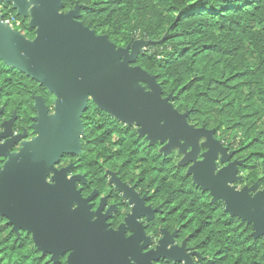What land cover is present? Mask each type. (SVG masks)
<instances>
[{
    "label": "water",
    "instance_id": "95a60500",
    "mask_svg": "<svg viewBox=\"0 0 264 264\" xmlns=\"http://www.w3.org/2000/svg\"><path fill=\"white\" fill-rule=\"evenodd\" d=\"M28 16L34 29L29 39L1 21L0 61L29 75L55 96L53 112L38 97L34 118L37 135L0 167V216L13 230L32 233L35 246L52 260L69 251L68 264H152L158 252L130 253L125 240L101 220H91L87 201L75 187L78 175L67 177L69 167L54 165L63 154L81 150L82 117L91 102L117 121L136 127L139 137L162 144L166 154L177 148L179 165L192 183L221 200L224 211L251 224L252 236L264 235V189L257 184L235 188L242 160L229 161L233 151L216 138L215 129L196 127L189 110H177L170 93L163 96L156 76L135 64L139 54L154 43L133 39L116 46L105 34H96L80 17L81 5L62 11V0H0ZM4 144L0 156H5ZM201 148L204 150L200 153ZM200 154V159H197ZM225 163L217 169L216 160ZM52 173L51 183L46 176ZM111 181L125 186L113 173ZM77 206L73 208V204ZM118 233V232H116ZM178 260L175 254H164Z\"/></svg>",
    "mask_w": 264,
    "mask_h": 264
},
{
    "label": "trees",
    "instance_id": "16d2710c",
    "mask_svg": "<svg viewBox=\"0 0 264 264\" xmlns=\"http://www.w3.org/2000/svg\"><path fill=\"white\" fill-rule=\"evenodd\" d=\"M148 1L62 0V11L83 6L82 23L116 46L138 38L154 41L135 64L156 76L177 110H189L190 124L215 129L234 157L243 158L239 169L249 168L248 185L264 186V0ZM82 120L89 139L83 151L97 161L99 172L104 166L122 179L161 188L191 182L183 170L142 147L134 126L91 102ZM170 198L180 202L186 196ZM205 198L194 192L192 205L203 208ZM194 217L195 229L208 231L205 253L215 264H264V241H252L250 227H234L229 218Z\"/></svg>",
    "mask_w": 264,
    "mask_h": 264
},
{
    "label": "flooded vegetation",
    "instance_id": "af4514ba",
    "mask_svg": "<svg viewBox=\"0 0 264 264\" xmlns=\"http://www.w3.org/2000/svg\"><path fill=\"white\" fill-rule=\"evenodd\" d=\"M0 15L1 21L12 29L29 39L33 38L34 29L28 25V16L18 14L11 3L0 2ZM28 33L33 34L29 36ZM35 97H38L46 107L47 114L53 112L55 96L52 92L29 75L0 61V145L4 144L3 149L6 153L4 157L0 156L1 168L9 158V154L18 152L25 142L31 141L37 135L34 128V118L38 115ZM82 121L80 152L63 154L54 168L60 170L70 166L67 177L73 175L83 177L75 181V187L82 198L90 197L87 204L92 212L91 220H102L106 224V229L111 230L114 235L117 234L125 240L128 238L123 250L130 253H135L137 248L140 253L157 251V257L150 259L152 264H215L205 253L204 246L208 231L203 233L201 229H195V214L204 216L206 221L229 218L234 227L240 226L241 229L250 227L252 241L258 238L264 241V235L256 238L252 236L251 224L225 212L221 200L212 201L209 192L195 186L192 181L165 184L164 188H161L160 184L142 182L140 178H135L133 181L122 179L118 171L104 166L99 172L97 161L87 160L85 157L83 144L89 139H84L85 121ZM137 137L140 143H144L142 147L147 146L149 152L160 154L163 160L174 166L175 171L180 168L186 175L187 166L178 164L182 155L178 153L177 148L164 154L160 152L162 144L159 142L150 145L144 137H139L138 134ZM222 144L225 146L223 142ZM203 150L201 148L200 153ZM200 158L199 154L197 159ZM233 159H237L234 157V152L229 161ZM226 163H220L217 159V169ZM111 173L125 184L122 189L111 181ZM51 175L52 173L46 176L47 182L51 183ZM188 177L191 180V177ZM251 185L238 186L235 183V188ZM194 192L207 197L205 203L201 202L204 203L203 208L192 205ZM178 194L185 195L186 199L178 202L170 198L171 195ZM76 206L77 204L74 203L72 207ZM68 253L69 251L60 253L57 260H52L48 252L43 253L35 246L31 232L22 229L13 230L7 219L0 216V264H68ZM168 253L175 254L178 260L165 257L164 254Z\"/></svg>",
    "mask_w": 264,
    "mask_h": 264
},
{
    "label": "rangeland",
    "instance_id": "374dc122",
    "mask_svg": "<svg viewBox=\"0 0 264 264\" xmlns=\"http://www.w3.org/2000/svg\"><path fill=\"white\" fill-rule=\"evenodd\" d=\"M153 3H152V1H148V6H151ZM74 7V6H73ZM72 7V8H73ZM71 9V8H70ZM126 46V45H125ZM121 47H124V46H121ZM138 57V56H137ZM113 118V117H112ZM114 119V118H113ZM114 120H116V119H114ZM112 139L114 140V139H116V136L115 135H113V137H112ZM219 139V138H218ZM220 140V139H219ZM226 146V145H225ZM229 148V147H228ZM228 151H233V150H228ZM234 152V151H233ZM234 160V159H233ZM237 160H242L243 162H244V160H243V158H241V159H237ZM232 161V160H231ZM243 164V163H242ZM241 164V165H242ZM240 165V166H241ZM239 166V167H240ZM239 167H238V175H240L241 176V179L237 182V184H238V186H242V185H246L247 183H249L250 182V180H247V181H245L244 180V178L249 174V168L247 167V168H245V169H239ZM262 173H260V175H261ZM247 178H248V176H247ZM256 183V182H255ZM254 184V183H253ZM257 184V183H256ZM248 185V184H247ZM257 187H258V189H264V186H258L257 185Z\"/></svg>",
    "mask_w": 264,
    "mask_h": 264
}]
</instances>
